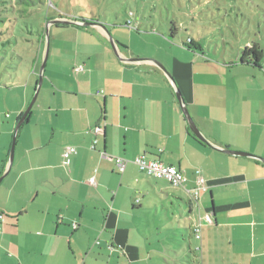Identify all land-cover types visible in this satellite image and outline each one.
<instances>
[{"label":"crops","instance_id":"1","mask_svg":"<svg viewBox=\"0 0 264 264\" xmlns=\"http://www.w3.org/2000/svg\"><path fill=\"white\" fill-rule=\"evenodd\" d=\"M95 21L106 25L117 54L101 26H49L42 84L0 183V255L9 254L2 264H150L166 250V238L151 241L152 235L180 228L188 237L194 224L201 229V264H264V162L224 152L264 159V46L256 38L263 31L251 28V37L239 40L221 28L215 37L198 38L202 50L190 51L154 21L151 27L131 21V28L127 21ZM214 23L224 25L200 24ZM209 43L222 54L212 55ZM254 44L262 58L241 64L240 50ZM34 48L28 76L0 89V172L34 95L45 40ZM176 89L208 143L190 130ZM12 116L13 123L3 119ZM67 146L76 148L69 169L62 157ZM103 153L158 159L180 169L186 185L147 176L133 162L119 174ZM199 176L207 187L192 208L186 189Z\"/></svg>","mask_w":264,"mask_h":264},{"label":"rangeland","instance_id":"2","mask_svg":"<svg viewBox=\"0 0 264 264\" xmlns=\"http://www.w3.org/2000/svg\"><path fill=\"white\" fill-rule=\"evenodd\" d=\"M178 8L183 12H178ZM168 9H170V11ZM172 10H176L174 13H176L179 18H190L191 21H219L220 23L224 21V25H216V23H214V25L210 26V28L217 27V29H209L206 31L209 32V34H211V32L212 34H216L221 28L225 30L226 27H228L230 29V34H227L230 35L229 38H235L233 36L235 35L240 40L250 36L249 29L253 28L256 31L259 28L263 32H257L256 38L258 37L257 40L264 46V0H46L45 4L39 7V12H43L42 24H45L44 26H47V23H45V21H47L46 18L54 19L60 12V14L67 16L72 14V16L74 15L75 17H82L85 21H91L92 19L97 21H143V27H145V25L151 27V21H154L156 28L160 29L161 33L166 31L167 26L165 21H169L167 19L169 15L170 18L175 16L174 13L171 12ZM130 11L132 12L131 15H129ZM39 17L34 16L32 19H34L33 21H41L42 17ZM132 24L134 25V23ZM130 26L132 25H128V28ZM230 26L233 27L235 34H233ZM199 29L200 28H198V30ZM143 30L144 29L140 28V31L143 32ZM199 31L202 33L200 37H205L206 34H204L203 30ZM135 33L138 32L135 31ZM212 34L211 37H215V35ZM43 40H45L44 36ZM211 40L213 39H210L209 42ZM233 41L235 42L236 39L232 40V43ZM178 42H181V39L175 37L173 43L176 44ZM20 45L22 46L21 55L23 57L20 66L16 69L7 68V71L3 72L4 74L0 76V89L4 91L11 89L15 82H18L22 76H28L29 71L34 66L32 59L35 51V44L33 45L21 41ZM209 48L212 55L214 52H216L217 55L222 54L223 50L221 48L216 49L213 43H209ZM148 50H151V48L148 47ZM40 64L37 69L38 71L40 69ZM4 85H6V87ZM14 118L15 117L12 116L11 119H3L4 121L13 123ZM4 190L5 184L3 183L2 186H0V191ZM176 210V207H174L171 212L176 213ZM176 217V214L174 215L171 213L169 218H172V221L175 222ZM190 218H194V215L190 216ZM164 223L168 225L169 220L166 219ZM168 229L162 234L156 236L152 235L151 241L157 240L158 237L166 238L164 245L166 246V250L162 251L159 257H153L150 264H190L187 262L188 258L184 256V252L182 251L183 238L181 234H179L180 228H177L173 233L171 231L169 232ZM6 255H9L8 252L0 255V264L3 263L2 258H5ZM11 256H13V253L10 251V257ZM182 259L186 261L183 262Z\"/></svg>","mask_w":264,"mask_h":264},{"label":"trees","instance_id":"3","mask_svg":"<svg viewBox=\"0 0 264 264\" xmlns=\"http://www.w3.org/2000/svg\"><path fill=\"white\" fill-rule=\"evenodd\" d=\"M45 2L46 0H0V76L4 74L3 72L7 71V68L16 69L20 66L23 59L21 55V41L34 45L42 40L45 29L41 25L43 12H39V7L45 4ZM168 10L170 11V9ZM174 11L176 10H172L171 12L174 13ZM177 11L183 12L179 8ZM131 14L132 12L130 11L129 15ZM174 15L172 18L169 15V18H167L169 21H165L167 26L166 33L169 38L179 37L182 46L190 51L202 50L198 41V38L200 39V35L202 34L199 30H203L206 35H211L212 32L209 34L206 31L209 29L214 30V28H208L200 24L202 21H194L193 18V21H191L190 18H179L176 13ZM34 16L42 17V21H33L32 17ZM50 19L52 18H46L47 21ZM79 20H83V18L81 17ZM92 20L94 21L95 19ZM198 28L200 29L198 30ZM188 39H190V42ZM261 58L262 52L256 44L245 45L240 50L239 62L241 64L257 63ZM28 115L25 120H27ZM2 172H0V175H2ZM188 205L193 206L190 200L188 201ZM184 236H182L183 241H186V246H188L187 251H184L186 252L184 256L188 258L187 262L190 264H201L193 225L187 234L188 237ZM182 261L185 262L186 260L182 259Z\"/></svg>","mask_w":264,"mask_h":264},{"label":"built area","instance_id":"4","mask_svg":"<svg viewBox=\"0 0 264 264\" xmlns=\"http://www.w3.org/2000/svg\"><path fill=\"white\" fill-rule=\"evenodd\" d=\"M128 25L131 24V21H127ZM190 42V39H188ZM83 70L82 66H78L76 71ZM93 131L97 134L101 131L99 126H95ZM76 152V148L74 146H67L63 150L62 157H63V164L69 169V157L71 154ZM105 158H111L114 160L116 169L119 174H122L129 162L135 163L139 170L147 176L164 179L170 185L174 187H185L187 178L184 173L175 166L167 165L161 162L158 159H148L145 154H141L135 157L132 161L123 157H110L109 155L103 153ZM89 183L91 185H96V179L94 176L89 178ZM207 187V183L202 176H199L196 180V184L192 188L186 189L187 194L189 196V200L191 202H197L201 195V192L204 191ZM138 201V200H137ZM205 219L208 222H211V217L209 214L205 215ZM73 226L75 227L76 224L74 223ZM195 229V238L199 239L201 237V229L200 225H193Z\"/></svg>","mask_w":264,"mask_h":264},{"label":"water","instance_id":"5","mask_svg":"<svg viewBox=\"0 0 264 264\" xmlns=\"http://www.w3.org/2000/svg\"><path fill=\"white\" fill-rule=\"evenodd\" d=\"M52 24H70V25H80V26H83V25H98V26H101L103 29H105L107 31V33L109 35V42L111 43V46L113 47L115 53L117 54L116 49H115V42L113 40V37L109 33L106 25L103 24V23H98V22L93 21V20H91V21H85V20H79V19H67V18H63V17L50 19L48 21L47 26L45 27V51H44L43 59H42L41 64H40L38 82H37V85H36V88H35V92H34V95H33L32 99H31L30 103L28 104L27 108L25 109V111L23 112V114L21 115V117L19 118V120H18V122H17V124L15 126L14 133H13V137H12V144H11V148H10V152H9V157H8V164H7V167H6L5 171L2 173V175H0V183L3 180V178L8 174V172H9V170L11 168V165L13 163L14 148H15V140H16L17 131L19 130L20 126L25 121L28 113L30 112V110H31V108H32V106H33L36 98H37L38 92H39L40 87H41V84H42L43 71H44L45 64H46V61H47V58H48V53H49V39H50V36H49V26L52 25ZM127 60L136 61V60H141V59L132 58V59H127ZM156 64L162 70H164L167 73V75L169 76L168 72L164 69V67L160 63L156 62ZM176 95H177V99H178V101L180 103V106H181L183 115L185 116V119H186V121L188 123V126H189L190 130L201 141H203L205 143H208L207 142V139L202 135V133L200 132V130L197 128V126L194 123L193 119L191 118V116H190L187 108L184 106L183 101H182V98H181V95H180V93H179V91L177 89H176ZM224 152L230 153V154H234V155L251 156V157H255V158H257V159H259V160H261V161L264 162V159L263 158L257 157L255 155L248 154V153L242 152V151H235V150L225 149Z\"/></svg>","mask_w":264,"mask_h":264}]
</instances>
